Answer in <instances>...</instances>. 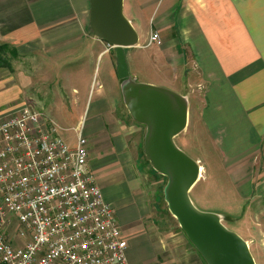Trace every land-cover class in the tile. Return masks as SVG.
Instances as JSON below:
<instances>
[{
  "label": "crops",
  "instance_id": "1",
  "mask_svg": "<svg viewBox=\"0 0 264 264\" xmlns=\"http://www.w3.org/2000/svg\"><path fill=\"white\" fill-rule=\"evenodd\" d=\"M90 8V0H0V44L17 48L12 68L0 67V118L27 103L60 131L82 128L89 169L105 188L125 191L120 199L103 194L115 207L131 264H208L180 225L163 230L149 206L131 161L135 128L124 125L131 114L115 47L94 33ZM123 12L139 34L137 45L125 48L132 78L188 100V125L175 142L184 151L198 148L193 158L201 175L192 190L206 177L214 185V211L251 252L261 249L264 0H124ZM154 32L159 42L150 41ZM191 129L194 137L186 140ZM156 173L164 188L167 178Z\"/></svg>",
  "mask_w": 264,
  "mask_h": 264
},
{
  "label": "built area",
  "instance_id": "2",
  "mask_svg": "<svg viewBox=\"0 0 264 264\" xmlns=\"http://www.w3.org/2000/svg\"><path fill=\"white\" fill-rule=\"evenodd\" d=\"M88 160L81 127L71 146L29 104L0 118V264H131Z\"/></svg>",
  "mask_w": 264,
  "mask_h": 264
},
{
  "label": "water",
  "instance_id": "3",
  "mask_svg": "<svg viewBox=\"0 0 264 264\" xmlns=\"http://www.w3.org/2000/svg\"><path fill=\"white\" fill-rule=\"evenodd\" d=\"M90 26L115 47L125 104L132 118L145 125L144 152L167 181L163 188L170 212L208 264H256L249 244L224 224V216L199 210L190 191L201 166L175 142L188 125V100L171 89L136 81L125 48L137 45L139 34L124 15V0H90Z\"/></svg>",
  "mask_w": 264,
  "mask_h": 264
},
{
  "label": "rangeland",
  "instance_id": "4",
  "mask_svg": "<svg viewBox=\"0 0 264 264\" xmlns=\"http://www.w3.org/2000/svg\"><path fill=\"white\" fill-rule=\"evenodd\" d=\"M27 104V103H26ZM124 125H129V123H131L133 125V127L135 128V133H130L132 134V139L134 140L133 142L135 143L132 151L133 154H131V157H133L131 161L134 162V167H135V171H136V176L137 178H141L142 182H144V184L146 185V193L148 196V202H149V206L151 208V210L153 211L154 214L161 216L159 218L162 228L163 230L167 231V232H174L176 230H180L179 228V223L178 220L176 219V217H174V219H171V213L168 212V204H165L164 202V193H163V183H160L158 177L155 176V169L153 168L152 164L150 163V161L148 160V158L145 155L144 152V143L142 142L143 138V132H145V127H143V125H141L140 123L136 122L132 116H128V119H124ZM123 120H121L119 122V126H121L120 129V134H125L122 133L121 131H123ZM58 126V125H57ZM139 126H142L139 128ZM125 127V126H124ZM127 128V127H125ZM142 128V129H141ZM58 133H60L61 136H63L64 138L68 139H72L74 141V143L76 142L75 140H77V133L74 129L72 128H63L60 131V128L58 126ZM184 138L186 140H188L186 137L188 138H193L194 137V133L192 131V129L190 130L189 133H187V135H183ZM182 136V138H183ZM181 139V138H180ZM181 141V140H180ZM179 142V140H178ZM180 143V142H179ZM194 146V145H193ZM186 149V153L191 156V157H195L196 154H198V148L195 145L194 147H190V148H185ZM211 151V149H210ZM209 155H211V153L209 152ZM209 159V158H208ZM207 160H204L205 162V173L204 174H210V163ZM157 174V173H156ZM167 181V179H166ZM200 181V180H199ZM99 184L101 185V181L98 179ZM103 187V188H102ZM162 187V188H161ZM102 191L103 193H107L109 194V191L111 194L117 196V198L120 199V196L122 194H124V190L122 189L123 186H110L109 188H105L104 185H101ZM200 189L203 190V201L205 203L201 202L200 199ZM190 196L192 198L193 203L195 204V206L202 211H208V212H216L214 211L216 209L215 206V202H214V197H215V192H214V185L213 184H208V181H206V177L201 178V182L199 183V185L191 191H190ZM162 202V203H160ZM166 206V207H163ZM213 209V210H212ZM174 220V221H173ZM176 220V221H175ZM264 229V226H263ZM257 237L259 238L258 240V244L261 245V249H256L253 248V255L255 257L256 260V264H264V234H257ZM129 249V248H128Z\"/></svg>",
  "mask_w": 264,
  "mask_h": 264
},
{
  "label": "trees",
  "instance_id": "5",
  "mask_svg": "<svg viewBox=\"0 0 264 264\" xmlns=\"http://www.w3.org/2000/svg\"><path fill=\"white\" fill-rule=\"evenodd\" d=\"M15 55H17L16 47H13L8 43L0 44V67L12 68L11 58Z\"/></svg>",
  "mask_w": 264,
  "mask_h": 264
}]
</instances>
